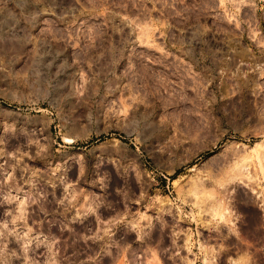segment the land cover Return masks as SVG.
<instances>
[{
	"label": "rangeland",
	"instance_id": "rangeland-1",
	"mask_svg": "<svg viewBox=\"0 0 264 264\" xmlns=\"http://www.w3.org/2000/svg\"><path fill=\"white\" fill-rule=\"evenodd\" d=\"M0 264H264V0H0Z\"/></svg>",
	"mask_w": 264,
	"mask_h": 264
}]
</instances>
